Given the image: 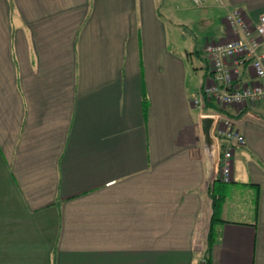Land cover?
<instances>
[{
    "label": "crops",
    "instance_id": "obj_1",
    "mask_svg": "<svg viewBox=\"0 0 264 264\" xmlns=\"http://www.w3.org/2000/svg\"><path fill=\"white\" fill-rule=\"evenodd\" d=\"M184 1L0 0V264H264V103L220 106L246 144L216 182L209 18ZM221 1L215 43L240 38L231 10L264 14Z\"/></svg>",
    "mask_w": 264,
    "mask_h": 264
},
{
    "label": "built area",
    "instance_id": "obj_2",
    "mask_svg": "<svg viewBox=\"0 0 264 264\" xmlns=\"http://www.w3.org/2000/svg\"><path fill=\"white\" fill-rule=\"evenodd\" d=\"M198 7L210 3L221 4V0H192ZM226 21L240 38L226 43H209L205 55L212 69V82L204 93L196 96L194 106L202 117L214 119L213 137L220 144V168L218 178L232 181L233 157L237 148L246 144L245 137L237 129L233 118L219 112L204 115L206 103L218 106H236L242 109L248 104L264 103V14L257 22H250L238 8L229 12ZM249 66L255 73L257 84L249 85L240 81L243 71ZM201 264H209L207 258Z\"/></svg>",
    "mask_w": 264,
    "mask_h": 264
},
{
    "label": "rangeland",
    "instance_id": "obj_3",
    "mask_svg": "<svg viewBox=\"0 0 264 264\" xmlns=\"http://www.w3.org/2000/svg\"><path fill=\"white\" fill-rule=\"evenodd\" d=\"M184 4L185 7H187L191 13H200L203 14V16H205V13H208L207 17L209 18V22L208 24L205 25L206 29H201L198 27L199 30L198 29L196 30L192 29V30H195L194 32L198 36L199 44L207 46V44L213 43L212 40L215 37L214 35H216L217 29L223 26L222 20L224 19L226 12L220 8H216L219 7L220 5L218 3H214V5H210L209 8L198 7L193 3L192 0H185ZM203 113L204 115L210 114V113H206L205 111Z\"/></svg>",
    "mask_w": 264,
    "mask_h": 264
},
{
    "label": "trees",
    "instance_id": "obj_4",
    "mask_svg": "<svg viewBox=\"0 0 264 264\" xmlns=\"http://www.w3.org/2000/svg\"><path fill=\"white\" fill-rule=\"evenodd\" d=\"M145 107V106H144ZM206 113L217 111V112H222L220 106L215 105L214 103L208 102L206 103V108H205ZM216 182H221V179L217 177ZM212 202H213V215H212V221L211 224L214 222L220 220V214H221V209L223 205V198L217 197L216 195L211 196ZM213 232L212 229H210V233L208 236V252L210 253L212 250L213 246ZM207 258V257H206ZM209 259V258H207Z\"/></svg>",
    "mask_w": 264,
    "mask_h": 264
},
{
    "label": "water",
    "instance_id": "obj_5",
    "mask_svg": "<svg viewBox=\"0 0 264 264\" xmlns=\"http://www.w3.org/2000/svg\"><path fill=\"white\" fill-rule=\"evenodd\" d=\"M214 127V119L210 116H206L201 120V128L204 136V140L207 146L211 149L215 143L212 131Z\"/></svg>",
    "mask_w": 264,
    "mask_h": 264
}]
</instances>
